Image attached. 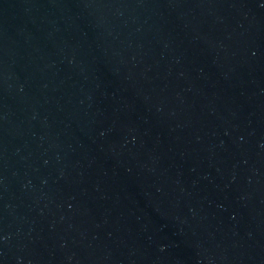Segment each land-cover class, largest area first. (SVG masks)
<instances>
[{
  "label": "water",
  "instance_id": "1",
  "mask_svg": "<svg viewBox=\"0 0 264 264\" xmlns=\"http://www.w3.org/2000/svg\"><path fill=\"white\" fill-rule=\"evenodd\" d=\"M0 264H264V0H0Z\"/></svg>",
  "mask_w": 264,
  "mask_h": 264
}]
</instances>
